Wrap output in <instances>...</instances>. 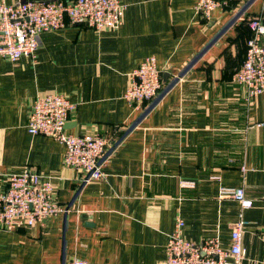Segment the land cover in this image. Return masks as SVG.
I'll return each mask as SVG.
<instances>
[{
  "label": "crops",
  "instance_id": "1",
  "mask_svg": "<svg viewBox=\"0 0 264 264\" xmlns=\"http://www.w3.org/2000/svg\"><path fill=\"white\" fill-rule=\"evenodd\" d=\"M122 1L119 29L67 26L41 34L36 58L0 60V194L30 167L52 178L66 209L44 224L0 225V264H166L177 216L194 243L219 237L228 247L241 206L221 195L225 186L254 198L243 264H264V93L248 103L233 80L264 0L230 1L210 20L197 0ZM148 56L163 86L130 104L132 72ZM54 92L76 104L69 133L108 138L106 179L84 181L64 146L28 132L35 98Z\"/></svg>",
  "mask_w": 264,
  "mask_h": 264
},
{
  "label": "built area",
  "instance_id": "2",
  "mask_svg": "<svg viewBox=\"0 0 264 264\" xmlns=\"http://www.w3.org/2000/svg\"><path fill=\"white\" fill-rule=\"evenodd\" d=\"M233 0H197L196 9L210 20L216 8ZM127 5L122 0H27L7 4L0 0V60L16 62L22 57L36 58L41 34L78 25L101 31L119 29L124 22ZM251 36L247 40L245 59L233 80L244 87L248 103L264 93V19L253 17L249 22ZM163 86L157 58L148 56L132 72V80L124 98L141 104L152 100ZM74 104L62 93H48L35 98L27 123L32 135L53 138L65 147L64 162L77 169L84 181H102L107 174L102 161L109 145L108 138L84 132L67 131ZM263 126L264 122L256 124ZM221 195L239 202V218L225 247L219 237L200 244L185 235V219L177 216L166 243V264H243V234L249 224L245 211L252 208L254 198L244 187H221ZM66 211L56 198V187L50 176L26 167L9 175L8 187L0 194V225L6 231L44 224L50 217ZM72 264H89L74 258Z\"/></svg>",
  "mask_w": 264,
  "mask_h": 264
},
{
  "label": "trees",
  "instance_id": "3",
  "mask_svg": "<svg viewBox=\"0 0 264 264\" xmlns=\"http://www.w3.org/2000/svg\"><path fill=\"white\" fill-rule=\"evenodd\" d=\"M251 20V19H250ZM250 22V21H249ZM248 27H249V25H248ZM249 29V37L251 36V30H250V28H248Z\"/></svg>",
  "mask_w": 264,
  "mask_h": 264
},
{
  "label": "water",
  "instance_id": "4",
  "mask_svg": "<svg viewBox=\"0 0 264 264\" xmlns=\"http://www.w3.org/2000/svg\"><path fill=\"white\" fill-rule=\"evenodd\" d=\"M23 2H25V1H23ZM107 154H108V153H106L105 157L107 156Z\"/></svg>",
  "mask_w": 264,
  "mask_h": 264
}]
</instances>
